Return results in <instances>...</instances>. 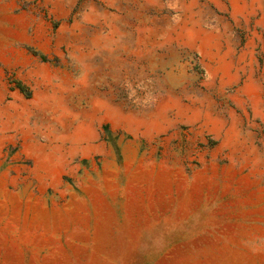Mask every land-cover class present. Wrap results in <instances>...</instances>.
<instances>
[{"label":"rangeland","instance_id":"obj_1","mask_svg":"<svg viewBox=\"0 0 264 264\" xmlns=\"http://www.w3.org/2000/svg\"><path fill=\"white\" fill-rule=\"evenodd\" d=\"M0 264H264V0H0Z\"/></svg>","mask_w":264,"mask_h":264},{"label":"trees","instance_id":"obj_2","mask_svg":"<svg viewBox=\"0 0 264 264\" xmlns=\"http://www.w3.org/2000/svg\"><path fill=\"white\" fill-rule=\"evenodd\" d=\"M17 88L20 90V91H22V92H24V87L20 84V83H17Z\"/></svg>","mask_w":264,"mask_h":264}]
</instances>
